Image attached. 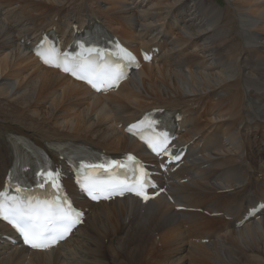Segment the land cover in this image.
Here are the masks:
<instances>
[{
	"label": "bare ground",
	"instance_id": "1",
	"mask_svg": "<svg viewBox=\"0 0 264 264\" xmlns=\"http://www.w3.org/2000/svg\"><path fill=\"white\" fill-rule=\"evenodd\" d=\"M107 1L0 0V187L14 161L12 137L21 136L48 153L86 209L68 239L43 250L8 241L12 231L0 222V264H264V0H235L222 11L210 0ZM245 11L263 26L237 25ZM94 23L153 57L117 89L93 93L28 50L45 31L71 40ZM250 27L262 41L245 42ZM147 81L149 92L139 91ZM153 108L175 112L177 143L187 149L178 167L160 173L159 193L81 198L60 148L146 158L123 129Z\"/></svg>",
	"mask_w": 264,
	"mask_h": 264
},
{
	"label": "snow or ice",
	"instance_id": "2",
	"mask_svg": "<svg viewBox=\"0 0 264 264\" xmlns=\"http://www.w3.org/2000/svg\"><path fill=\"white\" fill-rule=\"evenodd\" d=\"M37 55L45 64L70 73L97 91L116 86L124 76L119 65L105 63L102 56L95 62L90 59L67 56L61 59L54 49L38 51ZM126 58L134 59L130 55ZM145 58L148 59V57ZM129 131L132 129L130 128ZM146 142L154 152L159 154L163 151L167 154L166 139L163 143ZM174 158L178 159L179 157ZM127 159L133 161L134 158L129 156ZM91 167L104 168L107 171L108 168H125L127 166L113 162L107 166L92 165ZM46 179L51 182L52 188L57 190L53 199H40L25 195L19 188L16 189L18 195L15 196L0 193V219L9 223L22 236L24 243L35 249H46L63 240L82 217V213L73 210L67 200L60 196L59 185L52 173H48ZM147 186H149L147 173L142 168H137L130 179L110 177L102 180L95 176H87L82 183V187L93 200L108 199L113 195H123L125 192H133L147 200L149 199L145 192ZM40 187L43 188L44 184L41 183Z\"/></svg>",
	"mask_w": 264,
	"mask_h": 264
},
{
	"label": "rangeland",
	"instance_id": "3",
	"mask_svg": "<svg viewBox=\"0 0 264 264\" xmlns=\"http://www.w3.org/2000/svg\"><path fill=\"white\" fill-rule=\"evenodd\" d=\"M111 1V0H110ZM139 0H137L136 2H138ZM201 1H204V0H201ZM97 2H99V4H100V6L102 7V8H106V7H108V2L109 1H107V0H97ZM210 2L212 3V5L214 6V5H216V8L215 9H217V11H222L223 10V7L224 6H226V5H233L234 4V2H235V0H210ZM124 3L125 4H127V7H133V5L129 2V1H124ZM154 10V9H153ZM155 11V10H154ZM120 15V14H119ZM242 16H244L243 18H242ZM242 16H238V18H239V21L237 20V25H239L240 27H242V28H244V25L245 26H251L252 28H253V24H254V27H255V29H256V27H257V24L258 23H260L261 24V22H262V20H260L257 16H255V15H250V13L248 12V11H245V13L242 15ZM242 18V19H241ZM172 19V18H171ZM171 19H166V21H168V22H170V24L171 25H173V26H177V23H180L179 21H174V19H172V21H171ZM245 19V20H244ZM177 22V23H176ZM264 23V22H263ZM154 24H158V23H154ZM256 24V25H255ZM262 26H263V24H261ZM126 26H128V25H126ZM31 27V26H30ZM119 27L120 26H115L114 27V29L116 30V31H118V29H119ZM250 27V31H249V38L247 37L246 38V40H245V42L246 43H254L255 41H262V39H258V38H256V36H257V33L252 29ZM117 28V29H116ZM175 28V27H174ZM186 28V27H185ZM184 30V29H183ZM186 30H188L187 28H186ZM176 32H179L178 31V29L176 30ZM180 32L182 33V34H184L183 32H182V30H180ZM189 30H188V32H186L187 34H189ZM186 35V34H185ZM240 36H244V33L243 32H241V34H240ZM174 37V36H173ZM171 37H169V39H170ZM253 38V39H252ZM254 40V41H253ZM132 45H135V43L133 42V43H131ZM165 44H168V42L166 43L165 42ZM169 47H170V45H169ZM174 46L172 45V48H170V49H172V50H174V49H178V47H174ZM197 48H194L193 50H194V52L195 53H197V50H196ZM199 53H200V51H199ZM159 57H161L160 58V61L161 60H163V54H162V56H159ZM156 58H158V56L156 57ZM168 62V61H167ZM197 66H200V64L198 65L197 64ZM194 70V74L196 75V74H199V70H201L200 68H194L193 69ZM185 71L189 74V71L187 70V69H185ZM201 71H204V70H201ZM205 72V71H204ZM230 77H233V76H230ZM155 80H157L158 81V85H160V87L161 88H167V86L166 85H168L167 83H165V81L164 80H161V78L160 79H156V78H154V81ZM145 83H147L146 85H145ZM144 83V85L145 86H143V85H140L139 84V91H141V92H149V81H147V82H145ZM151 101L153 100L152 99V96H149L148 97ZM261 109V107H258V108H256L255 110L256 111H258V110H260ZM264 109V108H263ZM251 139H252V135H251ZM260 192H261V194L264 196V183H263V186H262V188H261V190H260ZM74 238H78L77 240H79L80 238H79V234H76V236L74 237ZM74 241L70 244V246H74ZM106 247H107V245H106ZM255 247V246H254ZM243 251V250H242ZM253 251V250H252ZM255 254V253H254ZM120 255H122V256H120ZM123 255H124V251L122 252V251H120V252H118V256L117 257H120L119 258V260H121L122 258L121 257H123ZM255 255H257V254H255ZM118 260V261H119ZM106 261H109V259H107L106 258ZM113 264H118V263H113Z\"/></svg>",
	"mask_w": 264,
	"mask_h": 264
}]
</instances>
